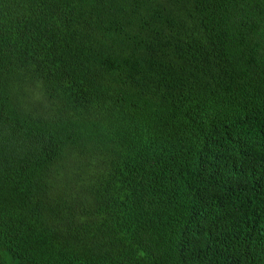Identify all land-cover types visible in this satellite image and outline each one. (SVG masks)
I'll return each mask as SVG.
<instances>
[{"label": "trees", "instance_id": "trees-1", "mask_svg": "<svg viewBox=\"0 0 264 264\" xmlns=\"http://www.w3.org/2000/svg\"><path fill=\"white\" fill-rule=\"evenodd\" d=\"M0 264H264V0H0Z\"/></svg>", "mask_w": 264, "mask_h": 264}]
</instances>
